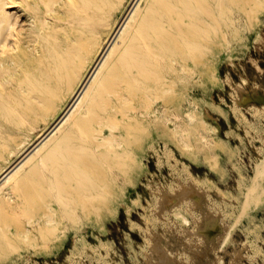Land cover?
Masks as SVG:
<instances>
[{"label": "bare ground", "instance_id": "bare-ground-1", "mask_svg": "<svg viewBox=\"0 0 264 264\" xmlns=\"http://www.w3.org/2000/svg\"><path fill=\"white\" fill-rule=\"evenodd\" d=\"M263 3L0 0V257L59 229L83 244L128 208L138 161L184 141L191 83Z\"/></svg>", "mask_w": 264, "mask_h": 264}, {"label": "rangeland", "instance_id": "rangeland-1", "mask_svg": "<svg viewBox=\"0 0 264 264\" xmlns=\"http://www.w3.org/2000/svg\"><path fill=\"white\" fill-rule=\"evenodd\" d=\"M232 42L182 99L184 141L138 161L128 208L104 212L83 244L59 229L0 264H264V3Z\"/></svg>", "mask_w": 264, "mask_h": 264}]
</instances>
